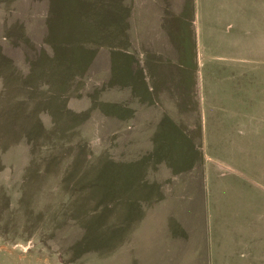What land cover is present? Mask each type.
I'll use <instances>...</instances> for the list:
<instances>
[{
	"label": "rangeland",
	"instance_id": "1",
	"mask_svg": "<svg viewBox=\"0 0 264 264\" xmlns=\"http://www.w3.org/2000/svg\"><path fill=\"white\" fill-rule=\"evenodd\" d=\"M201 2L0 0V264H201L205 211L227 202L209 196L180 100L144 71L146 103L127 97L129 35L194 50Z\"/></svg>",
	"mask_w": 264,
	"mask_h": 264
},
{
	"label": "crops",
	"instance_id": "2",
	"mask_svg": "<svg viewBox=\"0 0 264 264\" xmlns=\"http://www.w3.org/2000/svg\"><path fill=\"white\" fill-rule=\"evenodd\" d=\"M206 1L198 9L195 31L189 25L194 50L184 43L171 47L165 36L160 44L157 37L129 35L134 54L128 58L136 77L127 97L132 90L137 106L146 103L145 84L138 79L144 71L164 103L182 105L185 111L177 117L196 137L209 196L227 202L205 211L200 263L264 264V0H231L224 15L221 0ZM187 92L196 98L193 118ZM167 114L173 121L175 116ZM143 119L157 120L151 114H141Z\"/></svg>",
	"mask_w": 264,
	"mask_h": 264
}]
</instances>
